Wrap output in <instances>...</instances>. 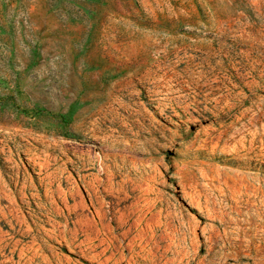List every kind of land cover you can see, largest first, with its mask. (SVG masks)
<instances>
[{
  "label": "rangeland",
  "instance_id": "1",
  "mask_svg": "<svg viewBox=\"0 0 264 264\" xmlns=\"http://www.w3.org/2000/svg\"><path fill=\"white\" fill-rule=\"evenodd\" d=\"M0 264H264V0H0Z\"/></svg>",
  "mask_w": 264,
  "mask_h": 264
}]
</instances>
